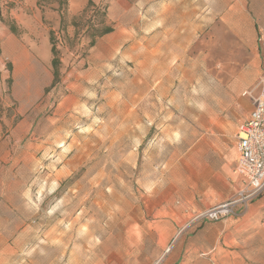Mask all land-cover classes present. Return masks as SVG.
<instances>
[{
	"label": "rangeland",
	"instance_id": "rangeland-1",
	"mask_svg": "<svg viewBox=\"0 0 264 264\" xmlns=\"http://www.w3.org/2000/svg\"><path fill=\"white\" fill-rule=\"evenodd\" d=\"M223 21L255 24L257 87ZM263 77L264 0H0V264H264V209L196 218Z\"/></svg>",
	"mask_w": 264,
	"mask_h": 264
},
{
	"label": "built area",
	"instance_id": "built-area-1",
	"mask_svg": "<svg viewBox=\"0 0 264 264\" xmlns=\"http://www.w3.org/2000/svg\"><path fill=\"white\" fill-rule=\"evenodd\" d=\"M258 87L257 94L244 92L252 107L236 132L235 171L241 178V186L233 196L207 207L196 218L215 221L234 215L238 206H247L264 190V77Z\"/></svg>",
	"mask_w": 264,
	"mask_h": 264
},
{
	"label": "crops",
	"instance_id": "crops-1",
	"mask_svg": "<svg viewBox=\"0 0 264 264\" xmlns=\"http://www.w3.org/2000/svg\"><path fill=\"white\" fill-rule=\"evenodd\" d=\"M165 6L166 3H164V7ZM220 23H221L220 21H216L214 19L213 15L211 19L208 20H204L203 15H201L199 20L192 22L190 25L186 23L183 27H180L183 30L177 33L178 36L176 38L170 37L169 38L170 41H166V42H169L171 44H179V45L192 44L203 36L205 30H209L213 36H216L215 29L218 28V26H220ZM222 24L225 25V27L234 35V37L242 45L243 49L245 50L244 52L246 54V59L243 61L241 67L238 68L235 77L241 80V85H243L245 88L255 87L256 86L255 81L257 79V68L260 64L259 46L257 42L258 38H257L255 24L250 22H242V21H223ZM189 28H190V33L187 31V29ZM249 111L246 113V116L238 123L236 132L238 126L247 117ZM236 132H235V137H236ZM236 157H237V153L235 148L233 150L234 163H236V159H237ZM238 176L239 175L237 174L236 179L238 184L235 185L234 192H236L237 189L241 186V178L240 176L239 177ZM261 209H264V190L261 192V194L258 197H256L253 201H251L248 207V211L242 216V219L246 218V220H248V219H252V217H256L257 211Z\"/></svg>",
	"mask_w": 264,
	"mask_h": 264
},
{
	"label": "trees",
	"instance_id": "trees-1",
	"mask_svg": "<svg viewBox=\"0 0 264 264\" xmlns=\"http://www.w3.org/2000/svg\"><path fill=\"white\" fill-rule=\"evenodd\" d=\"M112 31V27L108 26L104 28L98 35H104ZM51 38V37H50ZM94 41H91L89 46H93ZM51 52L53 53V57L51 59V65L53 67V80L52 84L58 80V66H59V59L56 57V49L55 45L51 42Z\"/></svg>",
	"mask_w": 264,
	"mask_h": 264
}]
</instances>
